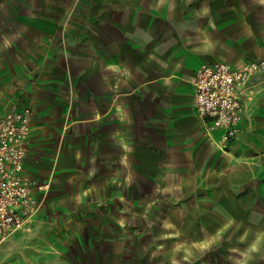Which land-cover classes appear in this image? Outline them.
<instances>
[{"label": "crops", "instance_id": "0c3cea01", "mask_svg": "<svg viewBox=\"0 0 264 264\" xmlns=\"http://www.w3.org/2000/svg\"><path fill=\"white\" fill-rule=\"evenodd\" d=\"M262 60L264 0H0V119L49 184L0 264H264V86L223 146L192 84Z\"/></svg>", "mask_w": 264, "mask_h": 264}, {"label": "built area", "instance_id": "2783aa9c", "mask_svg": "<svg viewBox=\"0 0 264 264\" xmlns=\"http://www.w3.org/2000/svg\"><path fill=\"white\" fill-rule=\"evenodd\" d=\"M254 79L264 86V60L236 67L203 65L193 78L196 113L208 134L223 131V146L237 136L242 122L240 87L247 90ZM31 121L29 110H13L0 119V246L37 216L41 204L34 194L49 188L24 173Z\"/></svg>", "mask_w": 264, "mask_h": 264}, {"label": "rangeland", "instance_id": "374dc122", "mask_svg": "<svg viewBox=\"0 0 264 264\" xmlns=\"http://www.w3.org/2000/svg\"><path fill=\"white\" fill-rule=\"evenodd\" d=\"M46 185H49V184H46ZM40 204H41V208H42V206H43L44 203L43 202H40ZM152 210H155V208H153Z\"/></svg>", "mask_w": 264, "mask_h": 264}]
</instances>
